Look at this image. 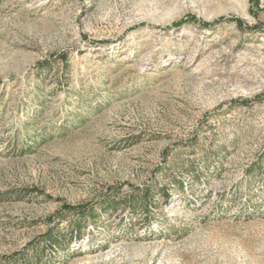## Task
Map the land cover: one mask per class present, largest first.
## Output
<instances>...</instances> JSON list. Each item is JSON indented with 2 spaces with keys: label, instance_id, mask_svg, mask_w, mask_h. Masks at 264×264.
Here are the masks:
<instances>
[{
  "label": "rangeland",
  "instance_id": "374dc122",
  "mask_svg": "<svg viewBox=\"0 0 264 264\" xmlns=\"http://www.w3.org/2000/svg\"><path fill=\"white\" fill-rule=\"evenodd\" d=\"M259 160L264 0H0L3 262L264 264Z\"/></svg>",
  "mask_w": 264,
  "mask_h": 264
},
{
  "label": "trees",
  "instance_id": "16d2710c",
  "mask_svg": "<svg viewBox=\"0 0 264 264\" xmlns=\"http://www.w3.org/2000/svg\"><path fill=\"white\" fill-rule=\"evenodd\" d=\"M28 127V125L26 124V128ZM262 160H259L258 162L252 164L249 169L246 171V180L248 182H251L253 180H256L258 179L257 181V186L260 187V189H262V192L264 194V173L262 172ZM258 176V177H256ZM176 186L179 188V189H183V183H180V182H176ZM149 190L145 189L144 192L142 193H138L136 194L137 198L136 197H129L128 200H124L121 205L124 207V206H133L134 207V204H135V201L138 200H146L147 198V194H148ZM162 193V198L163 200H168L169 199V192L167 190L165 191H161ZM136 198V199H134ZM249 201H250V198H249ZM105 207L107 208H112L114 206L113 204V201L111 200H107L105 203ZM261 207H257L256 210L259 211ZM263 209V208H262ZM70 211V209L68 210ZM93 211H90V212H81L79 213L78 215V218L79 220H84L86 219L87 217L91 216L93 214ZM64 216H62L59 221L62 222L64 220ZM69 232L72 234H74V232H77V229H70ZM63 236L64 234L61 232V233H56V230H53L48 237H46L45 239L42 240V242L39 244H35L33 246V250L30 251V250H27L25 253H22V254H19V255H16L15 257L9 259V261L7 262H3L2 261L0 264H55L57 262L55 261H52V263H50V261H48L46 258H45V249H54L56 252H58L61 247H62V242L63 241ZM38 245H42V247L40 249H37ZM52 251V250H51Z\"/></svg>",
  "mask_w": 264,
  "mask_h": 264
}]
</instances>
